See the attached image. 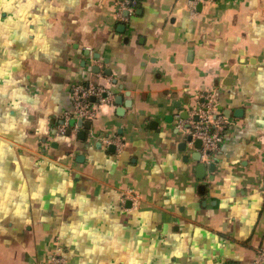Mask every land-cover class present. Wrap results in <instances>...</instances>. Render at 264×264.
Here are the masks:
<instances>
[{
    "label": "crops",
    "instance_id": "1",
    "mask_svg": "<svg viewBox=\"0 0 264 264\" xmlns=\"http://www.w3.org/2000/svg\"><path fill=\"white\" fill-rule=\"evenodd\" d=\"M117 1L0 0V264H264V0Z\"/></svg>",
    "mask_w": 264,
    "mask_h": 264
},
{
    "label": "built area",
    "instance_id": "2",
    "mask_svg": "<svg viewBox=\"0 0 264 264\" xmlns=\"http://www.w3.org/2000/svg\"><path fill=\"white\" fill-rule=\"evenodd\" d=\"M135 4L136 0L117 1L115 5L116 20L124 21L126 19V15L129 16L133 13ZM189 7L190 11H193L194 5L192 3ZM71 98L73 113L64 115V122L58 128V132L60 134H64L68 128L70 120L93 122L98 115V103L106 104L112 100V96L106 90L85 85H75L72 88ZM92 98L98 101L97 104L90 102V99ZM212 100L213 99L211 98L205 106L192 111L191 115L194 119L188 122V135L192 139L199 140L201 142L202 153L206 157H211L218 150L223 140V132L226 125V120L222 116L213 114L214 108ZM183 126L184 122H177V128L181 129ZM104 143L117 144V142L113 141H105ZM63 262L64 260L59 254H57L55 258L51 259V263L53 264H62ZM253 264H262V261L258 259Z\"/></svg>",
    "mask_w": 264,
    "mask_h": 264
},
{
    "label": "water",
    "instance_id": "3",
    "mask_svg": "<svg viewBox=\"0 0 264 264\" xmlns=\"http://www.w3.org/2000/svg\"><path fill=\"white\" fill-rule=\"evenodd\" d=\"M93 100V99H92ZM86 126H89V123H86ZM189 139H192L191 137ZM197 149H200L201 148V142L199 140H197ZM212 164L210 165V168H212Z\"/></svg>",
    "mask_w": 264,
    "mask_h": 264
}]
</instances>
